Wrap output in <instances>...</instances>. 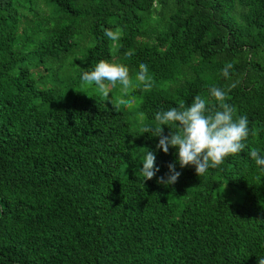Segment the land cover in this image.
Returning <instances> with one entry per match:
<instances>
[{
  "label": "trees",
  "instance_id": "16d2710c",
  "mask_svg": "<svg viewBox=\"0 0 264 264\" xmlns=\"http://www.w3.org/2000/svg\"><path fill=\"white\" fill-rule=\"evenodd\" d=\"M100 60L132 76L148 66L150 87L129 93L138 130L81 92ZM231 82L227 102L249 120L245 150L157 183L175 149H156L142 127ZM252 148L264 154V0H0V264H257L264 172ZM148 150L159 172L143 182ZM223 185L242 199L215 195Z\"/></svg>",
  "mask_w": 264,
  "mask_h": 264
},
{
  "label": "clouds",
  "instance_id": "9594fccd",
  "mask_svg": "<svg viewBox=\"0 0 264 264\" xmlns=\"http://www.w3.org/2000/svg\"><path fill=\"white\" fill-rule=\"evenodd\" d=\"M104 35L110 40L119 38V30L113 32L105 29ZM130 55V54H129ZM231 64H227L221 75L229 77ZM148 66L141 63L134 84L125 64L111 63L100 60L90 71H84L80 77L82 86H95L99 94L107 97L112 89L121 91L126 95L131 87H150L151 77L148 75ZM237 82H231L226 88L212 86L208 89V97L195 95L191 103H181L166 110H158L154 115L155 125L142 127L141 132L158 137L156 149L165 154L169 149H175L176 159L167 165L168 171L164 176L157 178V183L173 185L181 175L180 169L194 167L195 174L199 177L209 169H217L223 165L229 157H234L246 148V141L250 135L249 120L246 115H237L235 106L227 102L228 95ZM127 101L121 98L117 107L127 105ZM143 117V114H141ZM171 126V128H169ZM168 128V134H164V128ZM248 156L255 161V165L264 172V154L261 150L252 148ZM156 154L148 150L142 160V168L139 170L143 182L152 180L159 167L155 164ZM257 264H264V257L257 259Z\"/></svg>",
  "mask_w": 264,
  "mask_h": 264
},
{
  "label": "rangeland",
  "instance_id": "374dc122",
  "mask_svg": "<svg viewBox=\"0 0 264 264\" xmlns=\"http://www.w3.org/2000/svg\"><path fill=\"white\" fill-rule=\"evenodd\" d=\"M133 83H136V76L130 75ZM83 89H81L82 93L88 94H96L100 98H102L106 103L114 105L116 108L123 110L126 112L129 121H130V127L132 130H138L140 128L141 122L143 118L141 117V113L138 111L137 108L134 107V98L129 95V93L134 89L135 87H131L128 89L126 95H122L119 88L112 89L109 96L105 97L97 91L95 86H82ZM123 98L128 103L127 105H120L117 107L118 101ZM215 195H222L229 201H236L239 202L242 199L243 191L239 188L230 187L227 185H223L220 189L218 188L215 193Z\"/></svg>",
  "mask_w": 264,
  "mask_h": 264
}]
</instances>
